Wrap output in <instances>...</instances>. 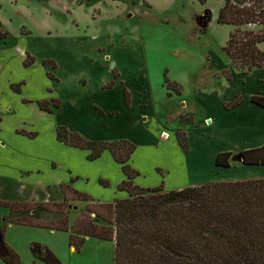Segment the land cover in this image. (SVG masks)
<instances>
[{
  "label": "crops",
  "instance_id": "obj_1",
  "mask_svg": "<svg viewBox=\"0 0 264 264\" xmlns=\"http://www.w3.org/2000/svg\"><path fill=\"white\" fill-rule=\"evenodd\" d=\"M170 1L0 0V25L4 31L11 34L8 39L0 41V202L15 204L14 213L6 210L0 216V223L5 231L16 227L18 223L52 227L55 228L51 229L53 231L64 226L68 229L67 210L55 212L44 209L55 207L65 199L67 203L80 201L76 200L69 190L62 193V185L88 195V202L92 205L111 204L116 199L128 196L125 191L117 189L125 180V176L111 153L105 150L97 159L87 160L90 151L65 145L56 139L58 126H65L70 132L81 134L90 141L131 142L135 151L129 164L139 175L133 180V184L140 188H154L160 185L159 179L151 185L140 182V179L145 177L140 164L145 161L141 148L149 143L152 135L150 136L144 127L145 118L141 119L143 113L138 116L133 110H139L140 113L148 104V91L144 81L147 74L140 64L142 58L138 52L135 53V61H132L131 65L117 64L114 60L117 45L124 40L115 35L114 31L117 30L118 19L128 12L133 14L141 9L139 3L145 2L152 12L163 11ZM198 1L201 4L207 3V0ZM218 1L214 16L211 17L210 14L209 23L216 21L218 10L223 5L224 1ZM143 11L145 14L149 13L148 10ZM202 15L201 22L205 13L204 17ZM36 46L43 49L54 47L62 53L67 59L68 77L65 80L59 73L60 65H57V61L48 54L38 56L33 48ZM129 52L132 53V50ZM28 55L34 58V62L25 67L23 63ZM206 56L209 63L216 66V70L210 74V79L214 80V75L218 72L221 74L222 71H231L228 77L221 74L220 78L215 79L222 80L223 84L219 85V88L214 87L218 84L206 83H196L192 88L194 103L206 113L202 128L194 129L196 126H192L193 110L190 103H183L184 112L191 115L192 121H185L190 125L188 129L176 131L184 132L189 138L193 136L196 142H193L187 154H183L176 142V131L174 132L176 151L181 152L185 161L192 166L185 170L189 176L188 182L183 186L170 188L171 190L208 182L264 178V166H246L233 161L232 157L229 168H218L214 165L216 155L220 152H230L234 156L264 144V108L250 102L253 95L264 96V68L244 75L231 68L229 58L228 62L223 64L214 54L208 53ZM46 60L54 62L56 67L43 65ZM85 68L90 70V76L84 74ZM111 81L114 82L113 86L107 88ZM170 82L180 86L179 92H175L180 95L183 90L182 82ZM12 87H17L18 90ZM123 89L129 94L128 106L124 104ZM166 93L171 95L167 88ZM236 95L241 97L242 103L226 109L225 104ZM55 99L60 101V105L52 113L42 111L38 107V102ZM85 99H88V108L97 119L92 133H83L63 118L65 115L76 118L83 116ZM65 104H68L69 110H63ZM117 110L125 113L124 121L128 127L135 125L138 131L141 130L140 135L125 134V125L116 127L111 123V120L119 115ZM197 135H200V138ZM159 136L165 139L168 133L161 130ZM194 149L199 151L197 157L192 155ZM205 161L211 166L207 176L202 170ZM168 162L161 163L166 165ZM163 164L154 163L151 167L153 171L159 169L168 172L169 166L165 167ZM168 189L166 184L165 191H171ZM96 218L94 214L81 213L79 219L70 227L69 235L78 220H82L86 226H110L105 221L100 223ZM91 219H96L97 224L92 223ZM55 222L57 224L54 226ZM5 240L4 236L1 243L0 235L3 249L4 245L7 246ZM97 241L101 244L109 242L86 236L83 246ZM109 243L114 246L113 242ZM90 245L95 246L96 243ZM43 247L54 253L48 246ZM69 247L70 251L76 252L74 247ZM31 260L45 264L32 254Z\"/></svg>",
  "mask_w": 264,
  "mask_h": 264
},
{
  "label": "trees",
  "instance_id": "obj_2",
  "mask_svg": "<svg viewBox=\"0 0 264 264\" xmlns=\"http://www.w3.org/2000/svg\"><path fill=\"white\" fill-rule=\"evenodd\" d=\"M208 21L210 13L206 11L202 23ZM216 23L233 28L223 47L233 68L244 75L264 68V53L258 49V45L264 42V30L244 29L251 25L264 26V0H224ZM8 37L0 25V41ZM33 62L34 58L28 55L23 64L28 67ZM43 65L56 67L49 60L43 61ZM113 84L111 81L106 87ZM123 94L124 104L128 106L126 89ZM250 102L264 108V96L253 95ZM241 103V97L236 95L225 104V108L231 109ZM59 105L60 101L56 99L38 102L40 110L47 113H52ZM175 136L180 149L187 152L185 133L177 131ZM56 139L65 145L90 151L89 161L97 159L103 151H109L125 176L117 189L125 191L126 198L98 207L87 205L89 213L110 226H86L78 220L69 235V246L75 251H79L84 237L88 236L114 243V264H264V178L208 182L171 191H165L162 184L140 188L133 184L138 172L129 164L135 151L131 142L90 141L65 126L56 128ZM238 155L243 165L264 166V144ZM232 156L230 152L218 153L215 166L229 168ZM60 189L62 193L69 190L76 200L90 201L88 195L69 186L62 185ZM0 206L15 212L13 203L0 202ZM66 206L67 199L55 207L62 212ZM102 211L110 214L109 218ZM56 229L68 231L66 226ZM1 240L3 242L2 234ZM4 250L5 255H0V259L5 264H20L17 254L5 245ZM30 252L45 264H61L54 254L37 243L31 244Z\"/></svg>",
  "mask_w": 264,
  "mask_h": 264
},
{
  "label": "rangeland",
  "instance_id": "obj_3",
  "mask_svg": "<svg viewBox=\"0 0 264 264\" xmlns=\"http://www.w3.org/2000/svg\"><path fill=\"white\" fill-rule=\"evenodd\" d=\"M201 1L206 2V0ZM218 4V0H207L206 4H201L198 0H171L163 11L150 12L149 6L145 2H142L139 3L141 7L139 11H133L135 14L128 12L127 15L122 16L116 22L117 30H115L114 33L115 35L121 36L124 41H121L117 45V53L114 60L119 65H126L127 63L131 65L132 61L133 63L135 61V53L138 52L140 53L139 57L142 58L140 64L143 65L147 74L146 80L144 81L146 82L148 91V104L145 110L140 111V113H138L139 110H133V113L138 116L143 113L144 116H142L141 119L145 118L143 123L144 127L150 133V136L152 135L149 143L144 144L141 148L143 151L142 155L145 158V161L140 163L142 170L145 172V177L143 176V178L140 179V182L143 184L151 185L159 179L161 181L160 185L165 184L163 186L165 190L166 184L169 189H173V187L177 188L188 182L189 176L186 174L185 170H189V167L192 165L185 161V156L183 154L189 152L190 147L196 140L193 136L189 138L187 135L188 150L187 152H183L180 149L183 154L181 152L178 153L174 146L175 141L173 134L177 129H182L183 131L188 129L190 125L185 121L188 120L191 122L192 117L194 121V125L192 126H196L194 129L202 128L201 125L204 118H206V113L203 108L194 103L191 92L194 85L196 83L218 84L216 86L214 85V87L219 88V85L223 84L222 80L218 79V81H215V79L220 78L221 74L228 77L231 71H222L221 74L218 72L214 75V80H212L213 78L210 79V74L212 71L216 70V66L209 63L206 54H214L223 64L227 63L228 57L224 54L223 47L225 46L229 34L233 30L231 26L220 25L217 24L216 21H211L207 24H203L200 21L202 13L204 17V13L207 9L211 17L214 16ZM143 10H148L149 13L145 14ZM102 28H104V26H102ZM244 29L262 32L264 26L251 25ZM8 35L9 37L11 36L10 33H8ZM37 38L39 37L37 36ZM33 48L36 50L38 56L48 54V56L53 57V59L57 61V65H60L59 73L62 78L65 80L68 77L66 66L67 59L59 50L54 47L43 49L36 46ZM258 49L264 53V42L258 45ZM130 50H132V53L129 52ZM231 68L233 70L236 69L233 67ZM236 70L241 72L239 69ZM89 73L90 70L85 68L84 74L90 76ZM170 80L182 82L183 90L180 95L175 94V92H179L180 86L176 83H171ZM163 84L165 86H163ZM166 88L171 92L170 96L167 95ZM65 92L64 90V93ZM117 92H119L118 86ZM85 100L83 116L76 118L72 115H65L63 118L68 123L70 122L80 129L83 133H92L97 124V119L94 117V113L88 108V99ZM185 102L190 103V108L193 110L192 117L184 112L183 103ZM66 109H70L68 104L63 105V110ZM117 111L119 115L117 118H113L111 123L116 127L125 125L126 127L123 128L125 129L123 130L125 134L131 133L132 135H140L141 130L139 129V132L135 125L134 127H128L125 124V113H121L120 110ZM180 115L182 116L180 117ZM211 125H213L212 121ZM161 130L168 133L165 139L159 136ZM197 136L200 138V135ZM82 137L85 138L84 136ZM176 142L178 143L177 139ZM198 154V149H194L192 155L197 157ZM162 161L169 162L164 165L161 163ZM184 162L187 163L185 166ZM154 163L163 164L165 167L169 166V171L162 172L159 169L158 171H153L151 166ZM202 168L205 172V176H207L211 168L209 162L205 161L202 164ZM88 204L89 202L87 201L67 203L66 208L62 211H68L66 214L67 225L69 226L67 232L58 229L53 231L47 227H35L21 223L5 231L0 223V235L2 234L3 240L5 236V243L7 242L9 244L6 243V245L18 255L20 264H41L34 263L31 260L29 248L32 243L48 246L53 250L54 256L61 264H114V246L109 242L102 244L99 241L90 242L96 243L95 246L90 245V243L83 246V243L79 251H70V227L75 220L77 221V219H79L81 213L88 212ZM92 206L98 207V205ZM44 209L47 211H59L54 206L48 209L45 207ZM6 210L11 213L8 207L0 206V216L3 211ZM103 213L105 212L102 211V214ZM104 215L107 214L105 213ZM53 216L55 215L53 214ZM107 216L109 218L110 214ZM8 218L6 214V219ZM96 219L100 220V223H105L101 218L97 217ZM96 219H91L92 223L97 224ZM56 224L55 222L54 226ZM1 243L0 255H5V250ZM0 264L5 263L0 259Z\"/></svg>",
  "mask_w": 264,
  "mask_h": 264
},
{
  "label": "water",
  "instance_id": "obj_4",
  "mask_svg": "<svg viewBox=\"0 0 264 264\" xmlns=\"http://www.w3.org/2000/svg\"><path fill=\"white\" fill-rule=\"evenodd\" d=\"M232 160H233V161H236V162H238V163H241V161H242L241 156L238 155V154L234 155V156L232 157Z\"/></svg>",
  "mask_w": 264,
  "mask_h": 264
}]
</instances>
